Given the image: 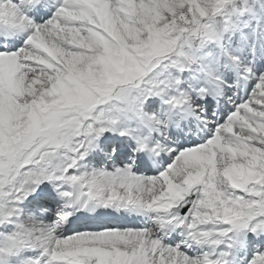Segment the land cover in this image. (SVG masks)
I'll return each mask as SVG.
<instances>
[{
  "label": "snow or ice",
  "instance_id": "1",
  "mask_svg": "<svg viewBox=\"0 0 264 264\" xmlns=\"http://www.w3.org/2000/svg\"><path fill=\"white\" fill-rule=\"evenodd\" d=\"M0 264H264V0H0Z\"/></svg>",
  "mask_w": 264,
  "mask_h": 264
}]
</instances>
